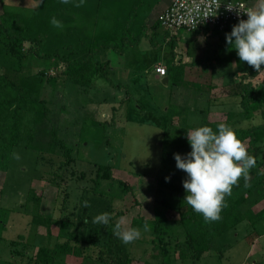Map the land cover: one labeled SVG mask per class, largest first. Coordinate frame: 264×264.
Segmentation results:
<instances>
[{
  "label": "trees",
  "instance_id": "trees-1",
  "mask_svg": "<svg viewBox=\"0 0 264 264\" xmlns=\"http://www.w3.org/2000/svg\"><path fill=\"white\" fill-rule=\"evenodd\" d=\"M157 2L69 0L65 4L62 0H37L24 4L0 0V171L9 169L16 146H24L39 154L62 156L65 167L76 160L75 143L68 142L66 134L62 133L63 128H68L64 126L63 117L67 105L59 88L64 85L63 89L66 87L87 94L100 78L114 87H121L112 78L114 69L111 59L107 58L108 51L123 55L144 38L160 47L163 38L171 32L166 29L160 32L158 19L150 23ZM77 4L81 6L76 7ZM53 17L62 23V28L51 24ZM241 64L248 65L246 62ZM185 69L186 65L175 63L174 58L167 61L168 84L171 85V93L177 97L175 99L171 94L166 110L163 168L157 177L154 217L131 219V228H139L143 236L151 235V240L145 241L151 245L150 257L146 259L155 264H198L210 256L206 253L214 252L217 239L239 223L247 220L254 225L264 218V208L253 210V206L264 199V82L255 86L242 77L234 86L240 110L226 112L223 124L235 130L257 163L249 170L247 184L242 176L233 186L231 195L225 196L227 206L221 210V219L206 221L202 214L184 202L187 193L182 181L186 178L176 168L174 153L184 156L192 150L187 141L188 130L209 126L215 132L222 122L209 119L211 90L204 88L203 79L185 77ZM253 70V73L257 72ZM200 90L204 91V98ZM189 92L197 95L195 102L202 100V107H192L194 103ZM177 116L179 122L175 125L173 121ZM257 118L260 119L258 123L254 122ZM245 120L252 122L250 126H243ZM73 133L68 132L67 135L72 136ZM165 177H170V180L166 182ZM104 181H108L104 189L118 186L125 195L129 192L135 194L133 185L114 176L111 164H97L96 192H101ZM27 205H31L25 211L32 216L33 245L37 240L38 227L45 226L49 236L52 225L59 220L56 223L59 225L58 241L53 247L47 242L41 243L36 253L31 255L30 263L59 264L58 259L62 255H74L95 264H133L131 251L127 252L122 241L113 235V228L123 211L114 214L110 210L112 219L107 226L92 224L86 207L81 219H73L75 211L56 219L52 214L42 213V197L33 187L29 189ZM171 207L179 211L177 225H173L168 217ZM61 208H66L65 200ZM3 215H6L5 219ZM9 215V210L1 214L0 206V227L3 230L7 227ZM84 224L89 231L81 237L72 228H81ZM145 224L149 226L148 231H144ZM23 239L25 235L20 234L19 240H11L10 243L14 246L22 243L24 249L13 248V252L20 256L28 250L21 242ZM231 246L227 244V247ZM219 253L224 255V249Z\"/></svg>",
  "mask_w": 264,
  "mask_h": 264
},
{
  "label": "rangeland",
  "instance_id": "rangeland-1",
  "mask_svg": "<svg viewBox=\"0 0 264 264\" xmlns=\"http://www.w3.org/2000/svg\"><path fill=\"white\" fill-rule=\"evenodd\" d=\"M6 1L31 3V0ZM160 11L151 16L150 23L157 19ZM159 31L163 32L162 28ZM184 31L181 29L176 33ZM173 43L178 44V47L173 48ZM188 44L189 42H186V45H182L170 34L163 38L161 47L154 46L149 39L144 38L139 45L129 47L123 55L113 50L108 51L107 58L111 59L114 69L112 78L121 87H114L103 78L98 79L87 94L66 87L63 89L64 85H61L60 95H63L67 105V112L63 114L66 123L64 126L68 127L63 128L62 133L66 134L68 142L75 143L77 158L70 166L65 167V158L62 156L39 154L24 146L14 148L13 152L18 153L20 159L16 160L12 155L9 169L0 171L1 214L10 211L6 229L0 227L1 264H21L14 260L9 262L12 256L11 240L6 238L17 241L19 235L24 234L25 239L21 242L28 247L26 249L30 255L36 253L41 243L47 242L53 247L58 241L59 225L56 223L59 220L52 225L49 236L46 234L45 226L38 227L37 240L35 245L32 244L34 241V233L31 230L32 216L25 211L31 207L25 206L31 187L42 197V213L52 214L56 219L64 218L72 211L76 212L73 219H81L85 208L82 206L84 201L91 204V207H88L91 223L96 215L110 210L114 214L123 211L118 222L123 218L121 227L124 229L131 228L133 217H154L157 177L163 168V127L166 110L171 102V94L175 99L177 97L171 93V85L163 83V77L157 72L156 62L161 60L163 55L168 58L173 56L181 45V51L184 52ZM185 57H180L178 61H183ZM164 64L167 67V62ZM37 70L38 68L35 69ZM192 74L191 79L204 80V77H197L194 72ZM183 92L178 96L181 97ZM202 96L204 98V91ZM189 97L193 99L192 107L203 106L202 100L195 102L196 94L189 92ZM113 107L118 109L114 110ZM226 117L224 112L212 111L209 114L210 121L223 123ZM258 120L260 119L257 118L254 122L258 123ZM173 122L178 125L179 117H175ZM251 123L245 120L242 124L250 126ZM65 130L67 133H74L70 136ZM97 164L113 165L114 176L133 185L135 194L129 192L125 195L118 186L104 189L108 181H104L105 185H102L101 192H96L94 185ZM180 174L187 178V174L182 170ZM64 200L66 208L62 209ZM168 217L173 225H177L179 211L171 207L168 210ZM3 218L5 219L6 215H3ZM72 229L74 232L77 230L81 237L89 231L85 224L81 228ZM151 238V235L141 234L134 242L123 244L127 252L131 251L133 264H155L148 260L151 245L145 242ZM256 238L259 240L258 243L255 242ZM229 243L232 244L231 247H227ZM255 243L257 246L258 244L264 246V218L254 225L247 220L239 223L234 229L219 237L214 252L206 253L210 256L203 258L198 264H255L256 260L258 261L256 264H264V248L260 254L257 248L254 249L256 253H251ZM19 247L22 248V243H18L14 249ZM221 249H224V255L220 256ZM15 257L20 259L19 256ZM58 263L95 264L74 255H62Z\"/></svg>",
  "mask_w": 264,
  "mask_h": 264
},
{
  "label": "clouds",
  "instance_id": "clouds-1",
  "mask_svg": "<svg viewBox=\"0 0 264 264\" xmlns=\"http://www.w3.org/2000/svg\"><path fill=\"white\" fill-rule=\"evenodd\" d=\"M69 3V0H62ZM77 4L76 7H80ZM231 4L226 10L232 11ZM247 19H240L232 26L230 33L225 34L226 43L236 50L241 62H246L258 73L264 71V0L249 8ZM54 27L62 28V23L55 17L51 19ZM187 141L191 151L182 156L174 153L176 168L187 174L182 181L187 193L184 202L196 212L203 215L206 221H219L221 210L226 207L225 196L231 195L232 188L243 176L245 184L249 178V170L256 166V158L249 155L244 143L237 137L234 129L226 124H219L214 132L209 126H201L187 131ZM13 158L20 159L13 152ZM166 182L170 177H165ZM83 207H91L89 201L83 202ZM112 219L109 212L96 215L92 223L107 226ZM87 224V220L84 221ZM123 218L113 228V235L128 245L141 236L139 228L121 227ZM149 226L144 225V231Z\"/></svg>",
  "mask_w": 264,
  "mask_h": 264
},
{
  "label": "crops",
  "instance_id": "crops-1",
  "mask_svg": "<svg viewBox=\"0 0 264 264\" xmlns=\"http://www.w3.org/2000/svg\"><path fill=\"white\" fill-rule=\"evenodd\" d=\"M35 1L37 0H31L30 2L32 3ZM243 1H245L250 6V8L254 7L258 3V0ZM170 3L171 0H158L155 7L153 8L152 16L157 11L164 10ZM232 26L233 24L226 30V32H220L209 27L195 32H190L185 29L184 32H171V35L174 36V40H178V42L180 41L182 45H186V42H189L188 47H186L185 51L182 52L181 45V47H179L178 51L174 53L173 56L168 58L163 55V58L156 62V65H165L164 63H166L171 58H174L175 63L186 65V77H191L193 75L192 72H194V75H197V77H204V88L206 90H211L210 97L212 98V102L209 105L211 112L217 111L226 113L231 109L232 111L240 110V107L237 103L239 97L238 94H235L234 92V86L241 81L242 77H246L244 79L245 82H251L255 86H259L264 82V71H261L260 73H253V67L249 65H246L245 67L243 64H241L242 62L240 61L236 50L232 49L231 46L226 43L225 34L231 32ZM203 39L204 41H202ZM177 45L175 44L176 47H178ZM184 56H186L185 59L179 62V58ZM216 91H219V93ZM263 208L264 200L253 206L254 211H260ZM6 240L14 239L6 238ZM255 242L258 243L259 240L256 238ZM11 246H13V248L15 247L14 245H10V252L12 253V256L11 260L9 259V262L14 260L15 262H21V264H32L30 263V254L26 253L22 254L21 256L17 255L16 252H13V248H11ZM252 248V254L255 252L254 249L256 248L260 254L262 253L261 250H263L264 246L260 244L257 246L255 243V246L253 244ZM15 256H19L20 259H17L18 257L16 258ZM257 262L258 261L256 260L254 263ZM1 263L2 262H0V264Z\"/></svg>",
  "mask_w": 264,
  "mask_h": 264
},
{
  "label": "built area",
  "instance_id": "built-area-1",
  "mask_svg": "<svg viewBox=\"0 0 264 264\" xmlns=\"http://www.w3.org/2000/svg\"><path fill=\"white\" fill-rule=\"evenodd\" d=\"M231 4L234 9L226 10ZM250 6L243 0H171V3L160 12L157 19L161 28L170 32L185 29L195 32L209 27L220 32H226L228 27L240 19H247ZM161 76L167 75V67L157 66Z\"/></svg>",
  "mask_w": 264,
  "mask_h": 264
},
{
  "label": "water",
  "instance_id": "water-1",
  "mask_svg": "<svg viewBox=\"0 0 264 264\" xmlns=\"http://www.w3.org/2000/svg\"><path fill=\"white\" fill-rule=\"evenodd\" d=\"M168 82H169V77L168 76L163 77V83L168 84Z\"/></svg>",
  "mask_w": 264,
  "mask_h": 264
}]
</instances>
